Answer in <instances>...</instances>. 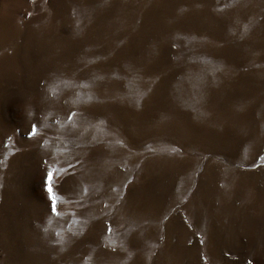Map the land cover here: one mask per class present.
<instances>
[{"label":"rangeland","instance_id":"obj_1","mask_svg":"<svg viewBox=\"0 0 264 264\" xmlns=\"http://www.w3.org/2000/svg\"><path fill=\"white\" fill-rule=\"evenodd\" d=\"M0 264H264V0H0Z\"/></svg>","mask_w":264,"mask_h":264},{"label":"snow or ice","instance_id":"obj_2","mask_svg":"<svg viewBox=\"0 0 264 264\" xmlns=\"http://www.w3.org/2000/svg\"><path fill=\"white\" fill-rule=\"evenodd\" d=\"M36 134V126L33 125L32 126V130L29 133L30 136H34ZM6 146V145H5ZM54 173L53 170L51 168H49L48 172H47V178L45 180V190L48 194V199L51 202V210L53 212L54 215L58 214L56 211V204L57 201L59 199V197L57 196V194L53 191L52 188V177H53Z\"/></svg>","mask_w":264,"mask_h":264}]
</instances>
